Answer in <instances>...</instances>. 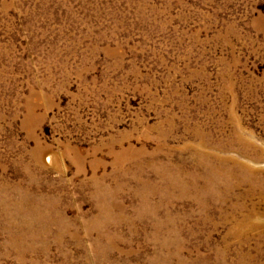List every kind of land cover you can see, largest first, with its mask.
<instances>
[{
	"label": "rangeland",
	"instance_id": "obj_1",
	"mask_svg": "<svg viewBox=\"0 0 264 264\" xmlns=\"http://www.w3.org/2000/svg\"><path fill=\"white\" fill-rule=\"evenodd\" d=\"M210 138L261 182L204 223L173 198L167 264H262L264 0H0V183H23L63 219L23 251L0 231V264H150L151 218L121 217L140 196L114 154L144 146L177 163ZM234 205L250 221L235 234Z\"/></svg>",
	"mask_w": 264,
	"mask_h": 264
},
{
	"label": "bare ground",
	"instance_id": "obj_2",
	"mask_svg": "<svg viewBox=\"0 0 264 264\" xmlns=\"http://www.w3.org/2000/svg\"><path fill=\"white\" fill-rule=\"evenodd\" d=\"M143 148L144 146L135 151L133 145L122 148L121 143L120 149L114 155L121 171L119 176L122 178L119 179L125 183H136L135 192L140 196L135 218L127 216L124 211L121 217L128 223H135L137 217L151 218L152 230L147 239L155 241L157 247L150 264H167L168 257L164 254V248L167 249L170 240L179 237L169 211L173 198H184L187 219H192L199 210L204 223L209 217L213 218L212 213H209L213 203L221 210V199L230 200L236 189H243L246 185L247 190L237 197L249 196L253 189H256L255 185L261 182L258 175L260 171L255 166L233 155L226 144H213L211 138L197 143H186L188 156L177 163L171 160L169 153H165L167 157L161 159L159 150L148 152ZM73 153L72 160L77 162L82 170V155L77 149L73 150ZM141 155H147L149 161ZM5 168V163L0 161V178ZM151 172L159 181L151 177ZM155 195H158V199H155ZM47 204L42 195L31 194L23 183H0V231L7 236L8 248L23 251L35 247L45 236V230L49 228L47 223L63 220L61 217H58V220L51 214ZM162 209L166 210L164 219L160 217ZM233 209L232 213H225L224 217L233 221L229 233L235 234L236 231L243 230L245 224L250 225V221L249 214L242 213L240 205H234ZM102 210L105 211V216L107 211L104 208ZM97 221L100 222L96 225L103 226L105 219L101 221L100 218H94L88 225ZM192 232L191 226L188 233L192 235ZM259 257L264 264V252ZM203 261L206 262L205 259Z\"/></svg>",
	"mask_w": 264,
	"mask_h": 264
}]
</instances>
